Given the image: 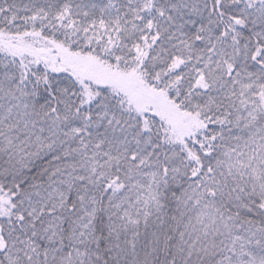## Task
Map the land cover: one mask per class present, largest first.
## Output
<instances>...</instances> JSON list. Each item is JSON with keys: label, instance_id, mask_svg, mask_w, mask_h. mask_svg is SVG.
I'll use <instances>...</instances> for the list:
<instances>
[{"label": "snow or ice", "instance_id": "1", "mask_svg": "<svg viewBox=\"0 0 264 264\" xmlns=\"http://www.w3.org/2000/svg\"><path fill=\"white\" fill-rule=\"evenodd\" d=\"M0 264H264V0H0Z\"/></svg>", "mask_w": 264, "mask_h": 264}]
</instances>
